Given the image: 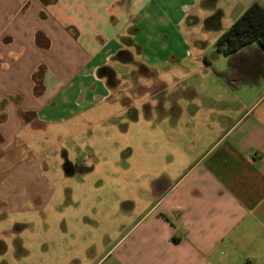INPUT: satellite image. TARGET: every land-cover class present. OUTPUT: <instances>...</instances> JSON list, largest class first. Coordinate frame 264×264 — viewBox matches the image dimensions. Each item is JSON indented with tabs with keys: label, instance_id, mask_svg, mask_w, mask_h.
Returning a JSON list of instances; mask_svg holds the SVG:
<instances>
[{
	"label": "crops",
	"instance_id": "obj_1",
	"mask_svg": "<svg viewBox=\"0 0 264 264\" xmlns=\"http://www.w3.org/2000/svg\"><path fill=\"white\" fill-rule=\"evenodd\" d=\"M254 3L264 0H0V218L36 211L33 204L24 208L25 200L46 207L54 193L45 172L54 160V143L47 142L53 124L70 121L64 130L74 132L75 120L112 98L121 83L115 59L126 77L132 50L144 68L164 63L160 55L177 48V68L197 66L201 74L189 97L177 100V160L164 163L172 172L161 177L173 180L169 190L156 198L133 195L137 204L110 212L104 224L116 231L113 240L83 250L73 242L65 249L76 255L50 252L40 262L33 257L34 264H264L262 66L253 49L230 56L216 48ZM203 23L220 34L208 59L203 48L184 49ZM175 39L177 47L165 50ZM215 70L229 73L231 82ZM57 151L70 157L59 145Z\"/></svg>",
	"mask_w": 264,
	"mask_h": 264
},
{
	"label": "rangeland",
	"instance_id": "obj_2",
	"mask_svg": "<svg viewBox=\"0 0 264 264\" xmlns=\"http://www.w3.org/2000/svg\"><path fill=\"white\" fill-rule=\"evenodd\" d=\"M229 26L231 23L222 25ZM219 36L205 23L194 26L184 49L203 48L206 53L201 58H212ZM176 40L166 41L165 50L177 47ZM132 51L135 61L129 66L126 77L121 68L124 63L115 59L111 64L118 72L121 70L116 76L121 83L111 99L75 120L74 132L64 130L70 121L53 124V137L47 142L54 143L55 147L49 145V154L54 160L48 161L45 172L54 193L46 207H42L40 201L25 200L22 206L30 209L35 205L36 211L13 210L1 216L0 250H5V260L0 264H34L33 257L40 262L50 252L55 257L73 256L77 249H72L70 254L65 249L73 242L77 247L86 248L91 242L113 240L116 231L109 232L104 224L110 212L137 204L136 199H131L133 195L153 193L156 198L169 190L173 180L164 181L161 177L171 170L163 167L164 163L170 157L177 160V100L189 97L190 83L200 80L201 74L196 72L197 66L177 68V48L171 54L160 55L166 59L164 63L144 68L141 56L136 50ZM219 64L221 62L217 61L216 65ZM79 130L81 132L77 133ZM58 145L59 151L61 148L69 150V158L65 159L64 151H57ZM5 203L10 209L11 201L7 199ZM142 205L148 207L149 203L145 201ZM94 213L97 219L103 220L102 225L98 221V227L84 230L83 225L96 218ZM65 224L73 231L67 233L61 229ZM120 230L117 227V232ZM17 243H21L22 254ZM51 243H58L57 253Z\"/></svg>",
	"mask_w": 264,
	"mask_h": 264
},
{
	"label": "trees",
	"instance_id": "obj_3",
	"mask_svg": "<svg viewBox=\"0 0 264 264\" xmlns=\"http://www.w3.org/2000/svg\"><path fill=\"white\" fill-rule=\"evenodd\" d=\"M216 48L219 53L230 56L242 53L245 48L253 49L255 61L261 63L260 75L264 79V5L252 4L234 25L220 36ZM215 73L231 82L229 73L218 70H215Z\"/></svg>",
	"mask_w": 264,
	"mask_h": 264
}]
</instances>
